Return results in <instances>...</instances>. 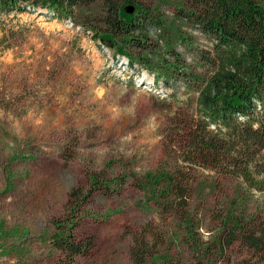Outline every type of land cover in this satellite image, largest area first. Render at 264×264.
I'll return each instance as SVG.
<instances>
[{"label":"rangeland","instance_id":"rangeland-1","mask_svg":"<svg viewBox=\"0 0 264 264\" xmlns=\"http://www.w3.org/2000/svg\"><path fill=\"white\" fill-rule=\"evenodd\" d=\"M135 1L163 19L148 26L153 51L125 46L140 59L133 66L94 32L103 26L99 3L76 7L73 18L52 17L46 7L0 13V264H56L55 223L70 218L76 238L93 236L90 252L75 264H133L131 245L144 228L153 232L155 249L170 252L168 264H196L181 238L168 245L172 224L146 200L138 180L165 160L163 138L176 126L171 116L181 101L195 105L197 91L184 74L161 68V58H173L168 41L182 59L177 72L195 69L211 41L178 14L182 0ZM92 173L99 187L70 211L69 190L85 191ZM123 174L120 188L101 184ZM234 184L219 178L214 191L200 196L201 240L210 237L223 211L221 196ZM248 206L264 222V191L253 190ZM211 260L264 264L239 242L223 260Z\"/></svg>","mask_w":264,"mask_h":264},{"label":"trees","instance_id":"trees-1","mask_svg":"<svg viewBox=\"0 0 264 264\" xmlns=\"http://www.w3.org/2000/svg\"><path fill=\"white\" fill-rule=\"evenodd\" d=\"M99 3L103 26L94 32L103 43L128 57L130 66L138 57L125 46L154 50L148 39V26L162 23L159 11L135 0H0V13L23 12L46 7L52 17L73 18L76 7ZM127 2L134 10L127 12ZM178 14L194 22L211 41L200 50L196 68H181L180 53L168 41L172 59L161 58V68L171 75L184 74L187 87L197 91L195 105L185 98L174 113L168 135L163 138L165 160L144 171L138 185L146 200H152L171 227L165 234L172 246L181 238L196 264L207 259H224L235 242L245 245L264 260V222L249 211L252 191H264V0H182ZM186 38V36H182ZM187 40V38H186ZM137 54V53H136ZM144 62V61H142ZM191 110V112L189 111ZM177 119V120H175ZM170 126V125H169ZM126 175L101 182L106 187H122ZM233 178L230 194L223 193V207L207 240L200 238V196L214 191L219 178ZM97 175L90 174V185L69 190L70 211L82 198L99 187ZM193 201L197 204L193 206ZM52 244L61 251L56 264H75L87 255L93 236L76 238L73 218L56 222ZM147 228L134 236L131 245L133 264H168L169 251L155 249ZM206 260V261H205Z\"/></svg>","mask_w":264,"mask_h":264},{"label":"water","instance_id":"water-1","mask_svg":"<svg viewBox=\"0 0 264 264\" xmlns=\"http://www.w3.org/2000/svg\"><path fill=\"white\" fill-rule=\"evenodd\" d=\"M125 10L127 12H132L134 10V5L132 3H130L129 5H126Z\"/></svg>","mask_w":264,"mask_h":264}]
</instances>
